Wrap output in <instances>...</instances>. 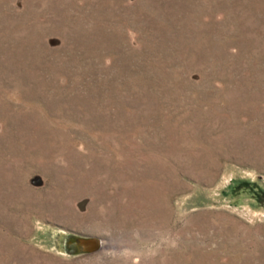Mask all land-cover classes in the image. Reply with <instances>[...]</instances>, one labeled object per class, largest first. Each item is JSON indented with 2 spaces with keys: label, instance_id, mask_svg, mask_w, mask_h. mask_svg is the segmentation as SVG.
Instances as JSON below:
<instances>
[{
  "label": "rangeland",
  "instance_id": "rangeland-1",
  "mask_svg": "<svg viewBox=\"0 0 264 264\" xmlns=\"http://www.w3.org/2000/svg\"><path fill=\"white\" fill-rule=\"evenodd\" d=\"M0 264H264V0H0Z\"/></svg>",
  "mask_w": 264,
  "mask_h": 264
},
{
  "label": "water",
  "instance_id": "water-1",
  "mask_svg": "<svg viewBox=\"0 0 264 264\" xmlns=\"http://www.w3.org/2000/svg\"><path fill=\"white\" fill-rule=\"evenodd\" d=\"M78 246L83 252L92 253L100 248V240L96 238H81L78 241Z\"/></svg>",
  "mask_w": 264,
  "mask_h": 264
}]
</instances>
